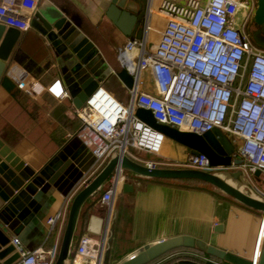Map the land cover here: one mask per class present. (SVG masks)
<instances>
[{
	"label": "crops",
	"instance_id": "0c3cea01",
	"mask_svg": "<svg viewBox=\"0 0 264 264\" xmlns=\"http://www.w3.org/2000/svg\"><path fill=\"white\" fill-rule=\"evenodd\" d=\"M66 1L92 26L93 32L105 41L104 50L112 54L133 38L126 34L135 27L134 19L137 21L140 14L142 18L137 28L145 34L147 50L153 49L164 25V19L156 12L160 0H151L148 11L144 5L141 13L135 6V11L129 12L127 18L131 24H118L119 18H116L117 26L106 17L110 0ZM52 6L49 0H38L32 12L23 13L28 18L29 27L18 33L11 57L6 63V73L0 80V140L3 145L35 169L60 152L51 177L55 187L50 186L43 195L39 219L30 221L18 236L20 244L26 249L41 244L50 248L59 245L62 229L48 233L45 219L59 209L65 208L67 212L71 202L68 197L76 193L75 189L92 170L88 152L75 136L81 127L75 114L78 108L72 106L67 93L65 96H56L47 89L57 80L62 94L66 92L53 68L52 52L31 25L35 11ZM118 69L121 70L119 66ZM117 72L111 69L98 81L96 88H102L115 100L125 104L132 78L126 72L125 76H118ZM126 76L128 79H124ZM141 79L140 91L153 93L149 72H143ZM21 80L25 82L24 88L18 86ZM163 142L158 155L132 152L138 157V162L142 163L169 162L175 167L184 161L188 155L187 147L170 138H164ZM84 167L88 168L78 176ZM254 177L246 178L264 194V186ZM257 177L264 178V175ZM117 181L110 208L99 200L108 183L82 206L68 264H71L78 236L82 234L94 238L104 234V264H119L144 245L178 236H190L207 246L245 259L256 257V250L262 242L260 229L263 219L260 212L242 207L227 196H221L209 185H194L172 179H144L127 173L121 174ZM123 183L131 185L130 192L122 191ZM89 216L96 219L91 224H88ZM97 218L102 219V224L99 233L95 235L92 232L99 228ZM200 255L192 249H177L152 264L190 261L186 257L200 258Z\"/></svg>",
	"mask_w": 264,
	"mask_h": 264
},
{
	"label": "built area",
	"instance_id": "2783aa9c",
	"mask_svg": "<svg viewBox=\"0 0 264 264\" xmlns=\"http://www.w3.org/2000/svg\"><path fill=\"white\" fill-rule=\"evenodd\" d=\"M37 1L0 0V24L19 32L27 30L28 18L23 13L32 12ZM150 1L145 2L147 11ZM255 7L256 0L159 1L156 12L164 25L153 49H145L147 40L142 34L116 52L119 68L132 78L127 102L122 104L97 87L75 111L81 126L75 136L93 158L91 172L75 190L85 186L113 152L137 162L130 149L148 155L160 153L163 134L143 123L135 115L137 108L149 111L156 123L180 131L202 135L218 129L235 148L233 157L241 160L239 166L231 163L224 169L240 170L248 179L256 170L264 175V49L252 43L244 28ZM145 71L149 72L153 93L140 91ZM18 86L24 88L25 82L19 81ZM47 89L56 96L66 95L57 80ZM174 166L220 170L201 154H188ZM120 175V171L117 177L113 175L100 195V202L108 208ZM65 216V208L48 216V233L63 229ZM262 219L263 239L264 216ZM11 239L18 253L13 264L54 263L58 246L41 244L26 249ZM104 246V234L98 238L78 236L71 264H101ZM258 251L259 247L256 256Z\"/></svg>",
	"mask_w": 264,
	"mask_h": 264
},
{
	"label": "water",
	"instance_id": "95a60500",
	"mask_svg": "<svg viewBox=\"0 0 264 264\" xmlns=\"http://www.w3.org/2000/svg\"><path fill=\"white\" fill-rule=\"evenodd\" d=\"M49 2L53 4L52 7L34 12L31 25L52 52L53 68L57 71L72 106L80 108L106 73L115 69L118 71V76H125L126 71L118 69L117 51L112 54L111 51L104 50L105 41L93 32L92 26H89L66 0H49ZM145 2L146 0H110L106 17L115 25L116 18H119L118 24H131V20L127 19L129 12H134L136 6L141 13ZM253 14L255 24L264 25V0H256ZM141 18L142 14L138 16L137 21L134 19L135 27L126 36L141 37L143 31L137 28ZM18 33L17 29L6 28L0 24V80L6 73V63L11 57ZM124 79H128L127 76ZM135 115L143 123L161 132L164 138H170L187 147L188 154H201L209 160L211 166L220 170L204 172L189 167H147L142 162L130 159L124 154L113 152L105 165L72 196L53 264H68L82 206L87 199L100 192L113 175L117 177L118 171L121 174H132L144 179L197 180L208 184L221 196H227L242 207L256 210L264 216V195L247 180L240 170H224L231 163L237 166L241 164L240 159L233 157L235 148L224 133L216 128L202 135L180 131L168 125L156 123L150 112L141 108L135 110ZM86 151L91 165L93 158L87 149ZM58 157L60 152L46 161L43 166L35 169L25 164L0 140V202H2L0 206V264H13L18 259V253L11 243V238L19 241L18 236L23 227L33 219H39L43 195L47 193L50 186L55 187L51 177ZM87 168H82L78 176ZM259 175V170L253 173L255 177ZM121 189L123 192H130L132 187L128 183H123ZM97 219L99 228L92 232L95 235L99 233L102 224V219ZM95 220L94 217L89 216L88 224ZM177 249H192L200 253L201 257L195 256L196 260H181L171 264H264V235L258 254L252 259H245L228 251L224 252L211 245L207 246L190 236H178L159 240L152 245H144L119 264H150Z\"/></svg>",
	"mask_w": 264,
	"mask_h": 264
},
{
	"label": "rangeland",
	"instance_id": "374dc122",
	"mask_svg": "<svg viewBox=\"0 0 264 264\" xmlns=\"http://www.w3.org/2000/svg\"><path fill=\"white\" fill-rule=\"evenodd\" d=\"M251 41L252 43L261 48V49H264V33L261 32V31H257V33L254 35L253 38H251ZM238 146V145H237ZM134 151L133 149H130V151ZM257 181H259L261 183L262 186H264V178L263 177H254ZM105 250L103 251V254H102V262L101 264H104V261L103 258L105 259L106 256H105Z\"/></svg>",
	"mask_w": 264,
	"mask_h": 264
},
{
	"label": "flooded vegetation",
	"instance_id": "af4514ba",
	"mask_svg": "<svg viewBox=\"0 0 264 264\" xmlns=\"http://www.w3.org/2000/svg\"><path fill=\"white\" fill-rule=\"evenodd\" d=\"M254 12V10H253ZM254 14L252 13L251 17L244 23V28L246 33H248L249 38H253L257 31L264 33V25L257 26L253 19Z\"/></svg>",
	"mask_w": 264,
	"mask_h": 264
},
{
	"label": "trees",
	"instance_id": "16d2710c",
	"mask_svg": "<svg viewBox=\"0 0 264 264\" xmlns=\"http://www.w3.org/2000/svg\"><path fill=\"white\" fill-rule=\"evenodd\" d=\"M164 168H168V167H172V166H163ZM178 181V180H177ZM179 181H183L185 183H190V184H194V185H202V186H206L208 184H205L203 182H200V181H197V180H192V179H187V180H179ZM186 258H189V259H193V260H196L195 256H190V257H186ZM152 264V263H150Z\"/></svg>",
	"mask_w": 264,
	"mask_h": 264
}]
</instances>
